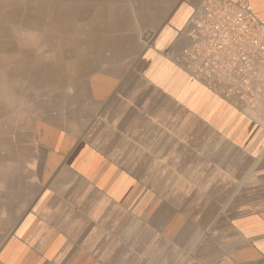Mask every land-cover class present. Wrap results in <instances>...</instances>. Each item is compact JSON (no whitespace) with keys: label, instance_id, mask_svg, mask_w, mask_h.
Returning a JSON list of instances; mask_svg holds the SVG:
<instances>
[{"label":"crops","instance_id":"crops-1","mask_svg":"<svg viewBox=\"0 0 264 264\" xmlns=\"http://www.w3.org/2000/svg\"><path fill=\"white\" fill-rule=\"evenodd\" d=\"M35 1L0 42V264H264V97L174 61L202 0Z\"/></svg>","mask_w":264,"mask_h":264},{"label":"built area","instance_id":"built-area-1","mask_svg":"<svg viewBox=\"0 0 264 264\" xmlns=\"http://www.w3.org/2000/svg\"><path fill=\"white\" fill-rule=\"evenodd\" d=\"M175 63L238 110L264 97V24L231 0H202Z\"/></svg>","mask_w":264,"mask_h":264},{"label":"bare ground","instance_id":"bare-ground-1","mask_svg":"<svg viewBox=\"0 0 264 264\" xmlns=\"http://www.w3.org/2000/svg\"><path fill=\"white\" fill-rule=\"evenodd\" d=\"M44 5L48 6L46 3H37L35 0H0V42L5 43L7 39L22 40L20 33L23 24L25 21H30L31 24L37 23L39 15L34 13H42L44 10L40 7ZM61 18L62 16L58 15L55 21L57 19L62 21ZM51 23L54 24V20H51L49 24ZM6 46L0 44V54L4 53ZM0 61H2L1 56ZM1 74L4 75V72L0 71V100L6 98L9 90L16 88V83L7 82L6 77L1 78Z\"/></svg>","mask_w":264,"mask_h":264},{"label":"rangeland","instance_id":"rangeland-1","mask_svg":"<svg viewBox=\"0 0 264 264\" xmlns=\"http://www.w3.org/2000/svg\"><path fill=\"white\" fill-rule=\"evenodd\" d=\"M27 86L29 87V92H31V86L29 85V84H26L25 85V90L27 89ZM21 87V86H20ZM15 96V101L16 102H25V104H26V106H28V105H31L32 103H33V101H32V99H33V97H32V94L29 96V97H26L24 100L22 99V98H19L18 99V96L16 97V95H14ZM26 118H28V115L26 114Z\"/></svg>","mask_w":264,"mask_h":264}]
</instances>
